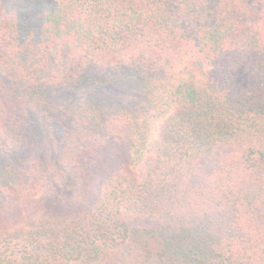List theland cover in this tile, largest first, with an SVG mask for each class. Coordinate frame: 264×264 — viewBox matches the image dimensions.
Returning <instances> with one entry per match:
<instances>
[{
  "label": "trees",
  "instance_id": "16d2710c",
  "mask_svg": "<svg viewBox=\"0 0 264 264\" xmlns=\"http://www.w3.org/2000/svg\"><path fill=\"white\" fill-rule=\"evenodd\" d=\"M0 264H264V0H0Z\"/></svg>",
  "mask_w": 264,
  "mask_h": 264
},
{
  "label": "rangeland",
  "instance_id": "374dc122",
  "mask_svg": "<svg viewBox=\"0 0 264 264\" xmlns=\"http://www.w3.org/2000/svg\"><path fill=\"white\" fill-rule=\"evenodd\" d=\"M51 62H52V68H54L52 74H54L57 66L54 63V60H51ZM95 79L98 81L99 76H97ZM95 79L93 78V80L89 82V85L85 86V88H82V91L79 92L76 98V100L79 103H94L97 101V103L101 104L103 108L108 109L110 106L116 105L118 99L122 98L123 95L129 97H134L138 95L137 94L138 92L136 90H132V91L129 90L128 92L125 88L123 87L119 88L116 85H108L109 87L107 88H103V87L98 88V85L94 84L96 81ZM108 79H111V77H108ZM32 123L33 126L39 127V130L41 131L42 136L44 137L46 144L48 146V150H49L48 155H49L52 151H55V146H56L55 139L57 136V131L50 128L43 121H37V123H35V121H32Z\"/></svg>",
  "mask_w": 264,
  "mask_h": 264
}]
</instances>
